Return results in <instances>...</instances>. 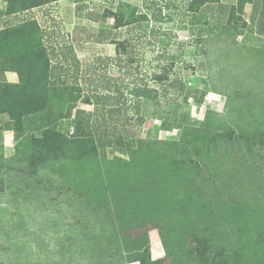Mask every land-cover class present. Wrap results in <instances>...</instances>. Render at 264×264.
<instances>
[{
    "label": "rangeland",
    "instance_id": "374dc122",
    "mask_svg": "<svg viewBox=\"0 0 264 264\" xmlns=\"http://www.w3.org/2000/svg\"><path fill=\"white\" fill-rule=\"evenodd\" d=\"M188 2L57 0L7 15L8 0H0V30L7 28L0 35V82L19 83L22 75L28 83L34 80L28 77L25 63L31 56L30 50L35 53L33 42L24 43L19 49L17 41L21 40L18 37L23 29L20 28L27 22H35L51 35L44 41L48 50L60 54L49 55L55 86L58 89L69 86L63 106L68 117L59 121V129L68 136L78 131L83 137L86 135L83 132L92 125V132L97 127L96 137L101 138L98 146H89L81 156L66 148L49 149L48 144L37 139L28 147V153L34 157L21 164L31 172L2 175L0 262L202 264L200 258L190 257L188 251L183 253L184 261H175L167 254L161 225L153 223L151 218L142 226L124 227L115 237L111 228L113 215L107 209L113 205L112 191L107 189L109 180L123 173L144 176L143 157L147 156L138 149L163 150V146L179 141L187 127L213 133L207 139H211L210 148L190 175L195 201L189 200L184 208L153 199L144 203L142 191L150 186V181L140 178L139 201L144 207L152 206L149 210L152 212L158 211L154 206L169 207L162 213L168 214L165 217H170L175 226L187 224V219L198 215L204 233L217 230L215 241L223 239L231 256L247 263L254 261L255 248L259 246L253 245V240L264 237V0H221L236 8L232 16L226 13L222 17L218 15V4L213 5V11L203 8L191 12ZM121 4H125L126 16L132 8L136 9L137 21L120 28V40H127L135 47L132 72L144 76L159 95L155 99L143 98L139 113L133 107L135 100L130 93L134 75L128 74L130 79L124 84L130 86L125 89L127 114L123 100L119 103L112 97L107 102V89L93 91L92 85L81 77L76 79L75 59L68 52L75 50L80 58V70L90 66L100 74L101 80L107 79V73L121 75L115 60L117 43L99 42V38L107 36V29H113L116 24L113 16L105 15L106 10L116 11ZM79 6H85L81 10L84 14H100L101 20L81 16ZM11 31L16 33L15 37H10ZM2 40L9 44L1 45ZM22 51L25 59L20 63L18 54ZM9 74L15 77L10 79ZM174 77L185 83L183 93L177 87L167 90L169 78ZM195 88L199 90L198 96L187 98L186 93ZM39 91H28L25 102L36 103ZM53 93L56 96L62 92L48 91L51 96ZM68 97L75 100L67 101ZM119 106L120 112L110 111ZM139 116L144 117V123ZM7 120L10 117L4 114L0 123V148L3 146L1 151L6 158H13L15 133L7 129ZM107 139L114 143L108 144ZM120 146L130 149L121 151ZM36 187L39 190L33 192ZM189 192L185 189L183 193ZM89 226L90 233H84ZM144 234L148 237L149 258L143 256L141 261L135 259L134 253L135 258L130 261L114 253L118 246L124 248L121 238L135 242ZM195 234L201 237L198 233L188 235L189 247L193 248ZM107 246L113 247L112 250L107 251ZM82 247L85 253L79 252Z\"/></svg>",
    "mask_w": 264,
    "mask_h": 264
},
{
    "label": "trees",
    "instance_id": "16d2710c",
    "mask_svg": "<svg viewBox=\"0 0 264 264\" xmlns=\"http://www.w3.org/2000/svg\"><path fill=\"white\" fill-rule=\"evenodd\" d=\"M52 1L57 0H8L6 13L7 15H17L37 7H42ZM214 4H218L219 17H222L223 14L226 13L230 16L235 13V5L228 6L227 4L221 2V0H189L188 8L191 12H197L201 9L203 10V8L213 11ZM84 7L85 6L78 7L81 16H85L95 21L101 20L100 14L98 13L87 12L84 14L81 11ZM106 11L105 15L108 16L109 14L113 16L116 24L113 29H107V36L99 38V42L107 41L117 43L118 53L115 60L117 61L122 73L119 76H112L107 73V79H102V81L100 79V74H98L97 71H92L90 66L84 70H80V58L77 57L75 50H68L71 56L75 59V76L77 80L81 77V80L85 81L89 85H92L93 91H97L99 88L107 89V102L109 98L112 97L119 103L123 100L125 103V112L128 114L129 107H126L128 98L126 97L125 89H128L130 86L129 83L126 84V87L124 84L126 79L129 78L127 77L128 74L130 76L134 75L135 77L130 80V84L132 83L133 85L130 89V93L133 95L135 100L133 107L136 112L139 113L143 98L155 99L159 95L158 91L151 86L147 80H145L144 76L140 77L138 74H133L132 67L135 59V47L133 45H129L130 42L127 40H120V28L125 25H132L137 21L136 9L132 8V12L128 16H126L125 4H121L116 11H113L110 8ZM219 21L222 22L220 19ZM6 29L7 28L0 30V35L3 34L2 31H5ZM20 29L23 30L19 32L20 36L17 35V37L19 36L18 38L21 39L20 41H17L19 42L18 48L20 49V46L24 43L31 44L32 41V46L36 49L34 55L30 50L31 56H29L28 62L25 61L28 66V68H26L27 73H29L28 77L34 78V80L28 83L24 80V76L22 75L19 83L6 82L5 84H2L0 82V123L3 121V115L8 114L10 120H7L6 127L8 130L14 131L16 141V150L13 158H6L4 152L1 151L3 146L0 148L1 180L2 175L6 173L11 174L13 171L19 173L22 172L24 174H29V172H31L26 167H21V164L31 161L32 159L29 157H34L30 156L28 150L32 143L37 141V139L43 144H48L49 149L66 148L68 151L78 156H81L82 152L87 151L89 146H98L101 139L96 137V133H98L97 127L96 129L94 128V131L92 132V125L89 126L90 128L88 130L83 132L86 133L83 137L77 130L73 136H68L61 132L59 129V121L68 117L66 116L63 106L66 101V90L69 89V86H64L60 89L55 86L56 82L52 80L53 72L50 65L51 58L49 56L50 54H53L58 57L60 54L57 50H48V46L45 45L44 41L51 35L47 34L46 30L42 29L35 22H27ZM15 36L16 33L11 31L10 37ZM3 44L8 45L9 41L2 40L1 45ZM61 53L66 54L67 52L62 51ZM18 56V62L22 63V60L24 61L25 59L24 52L22 51L18 54ZM45 59L47 63H45ZM67 70L69 69L67 68ZM170 87H177L181 93H183L186 85L182 79L174 77L169 78L167 90ZM31 89H34L35 91L41 90L36 96V103L33 104L25 102L27 92ZM42 90L47 93L45 94ZM49 90H52L53 92L54 90H60L62 93L56 94L57 97L54 93L51 96L48 94ZM113 91L115 92L114 95L111 94ZM198 92V88L189 90V92L186 93V97H197ZM71 100L75 99H70V97H68L67 101L71 102ZM87 100L89 101L90 99ZM58 103H60V106ZM68 105L70 107L72 104L69 103ZM121 110L122 108L120 106L110 109L112 113H117ZM139 119L141 123H144L143 116H139ZM33 131L41 132V134L36 136L34 133H31ZM190 135L193 136L190 137ZM211 135H213V133L207 131L206 129L202 130L200 128L187 127L183 130V136L179 141H174L163 146V150L155 149V147L147 150L146 148L143 149L140 147L138 150L145 153L144 156L146 155L147 157H143L142 168L145 169L144 176L139 178L142 181L143 179L150 181V186L142 191L144 194L141 196L143 198V202L147 203L153 199V201H157L158 203L163 204L164 202H170L171 204L179 205L184 208L186 206L184 204H189V200H191V203L195 201L194 199L196 194L191 192V189L194 187V182H192L193 177L190 175L194 169L199 167V158L205 156L210 148L209 145L211 143V139H207L210 138ZM116 139L117 137L115 138V143L117 144ZM107 143L113 144L114 142L111 139H107ZM119 149L121 151H128L130 148L120 146ZM189 154H192V157H190ZM148 157L150 158L149 160L147 159ZM11 176L12 175H10V178ZM139 178L127 175V173L124 175L123 173V175L119 178L109 180L107 184V189L112 191L113 205L107 206V209H109L110 213L112 212L113 215L111 219V228L112 234H114L115 237L118 236V232L121 231V229H124V227L131 225L142 226L148 218H151L153 223H157L159 226L161 225V234L165 249L167 254L173 256L175 261H184L183 253L188 251L190 257L200 258L199 261H201L202 264H264V237H258L253 240V245L256 244V246H259L255 248L256 256L253 262L247 263L238 256H231L228 250V245L223 239L220 242L215 241V237L218 234L217 230H215V232L213 230L211 233H204V228L200 226V223L198 222V215L195 214L190 220L187 219V224L175 226L171 223L170 217L169 219L165 217L168 214L162 213L169 207L154 206L158 209V211L155 210L156 212H152L149 211L152 206H142V202L139 201V193L141 190L140 192H137V182L140 180ZM185 189L190 190V196L188 193L184 195L183 192ZM37 190H39V188L36 187L33 192H36ZM170 193H174V196L170 195ZM186 196H188V198ZM163 220L166 221L164 222ZM126 223H128L127 226ZM21 227L25 228L24 225ZM85 229L84 233L88 234L90 233L89 231H91L92 227L89 226V229ZM220 232L221 231H219V233ZM192 233H198L201 235V237H198L196 234L194 235L193 238L195 241H193V248L191 245L189 247L186 244L188 235H191ZM77 236L80 237L78 233ZM127 236L128 235L125 237L127 238ZM121 243H124V248L120 245L118 246L119 249L114 251L119 258L124 256L125 259H129L130 261L135 258V255V259L138 260L143 259V256H147L149 258L148 237L146 234L142 235L141 239L135 242L121 238ZM133 243H135V246ZM112 248L113 247L111 246H107V251H111ZM79 252H84L83 247L79 249ZM134 253L136 254L133 256ZM0 264L16 263L0 262Z\"/></svg>",
    "mask_w": 264,
    "mask_h": 264
},
{
    "label": "crops",
    "instance_id": "0c3cea01",
    "mask_svg": "<svg viewBox=\"0 0 264 264\" xmlns=\"http://www.w3.org/2000/svg\"><path fill=\"white\" fill-rule=\"evenodd\" d=\"M9 75H10L9 76L10 79H13L15 77L13 74H9Z\"/></svg>",
    "mask_w": 264,
    "mask_h": 264
}]
</instances>
